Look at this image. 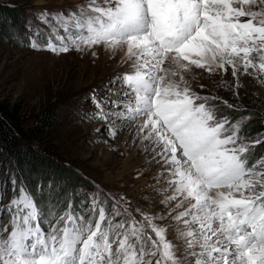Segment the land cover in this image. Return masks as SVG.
Returning a JSON list of instances; mask_svg holds the SVG:
<instances>
[{
	"label": "snow or ice",
	"instance_id": "6c2138e0",
	"mask_svg": "<svg viewBox=\"0 0 264 264\" xmlns=\"http://www.w3.org/2000/svg\"><path fill=\"white\" fill-rule=\"evenodd\" d=\"M41 19L52 52L103 45L124 53L131 71L115 78L122 87L112 93L121 99L94 101L97 111L85 115L111 118L109 135L134 130L160 165L172 224L99 189L60 211L21 185L0 204V264H264V155L253 159L264 134L249 138L248 117L218 108L235 105L192 87L195 70L220 76L217 87L238 89V73L264 84V0H84ZM229 68L235 84L223 79Z\"/></svg>",
	"mask_w": 264,
	"mask_h": 264
},
{
	"label": "rangeland",
	"instance_id": "374dc122",
	"mask_svg": "<svg viewBox=\"0 0 264 264\" xmlns=\"http://www.w3.org/2000/svg\"><path fill=\"white\" fill-rule=\"evenodd\" d=\"M83 2L0 0V122L13 132L19 148L49 161L46 170L36 169L35 173L29 172L27 166L6 162L0 157V184L7 181V195L0 204L8 205L23 185L38 204L41 196L46 205L59 204V210L63 211L70 200L75 207L87 199V194L99 189L102 198L108 193L123 197L131 209L139 208L155 217H164L155 222L171 225L168 210L173 205L162 203L169 193H146L155 185L165 183L164 178L141 188L138 177L124 166L127 160L135 167L150 163L152 171L161 172L160 165L134 141V130L109 135L105 125L112 123L111 118L104 120L85 115L97 111L94 101H99L103 107L108 100L121 99L112 93L122 87L115 78L131 71L118 57L123 52H109L103 45L81 51L71 49L67 53L43 47L48 42L50 26L41 19V14H67ZM32 41L41 47H32ZM195 74L194 91L202 95L215 94L235 105V109L223 104L218 108L232 120L248 117L242 131L249 138L264 134V130L256 132L249 126L254 118L264 122V84L258 82V77L238 73L240 87L234 90L217 87L220 76L210 77L202 70H195ZM223 79L228 84L236 83L230 68ZM200 84L205 88L201 89ZM263 148L264 143L255 147L253 159L264 155ZM10 177L16 181L15 190ZM136 215L139 219V214ZM2 219L7 224L11 213ZM167 238L176 241L174 228L169 227Z\"/></svg>",
	"mask_w": 264,
	"mask_h": 264
},
{
	"label": "trees",
	"instance_id": "16d2710c",
	"mask_svg": "<svg viewBox=\"0 0 264 264\" xmlns=\"http://www.w3.org/2000/svg\"><path fill=\"white\" fill-rule=\"evenodd\" d=\"M253 120L249 124L251 129L256 130V132L264 130V122L260 118H254ZM0 157L6 162L14 161L21 166H27L29 172L35 171L36 173V169L42 172L49 166L47 159L19 148L14 140L13 132L4 122H0ZM38 202L46 205V201L41 196H39Z\"/></svg>",
	"mask_w": 264,
	"mask_h": 264
},
{
	"label": "bare ground",
	"instance_id": "6f19581e",
	"mask_svg": "<svg viewBox=\"0 0 264 264\" xmlns=\"http://www.w3.org/2000/svg\"><path fill=\"white\" fill-rule=\"evenodd\" d=\"M123 55L124 53H121L120 55L118 54V57L120 58V60H122ZM124 166L126 167V170L128 168H131L132 175L138 177V180L141 183L140 185L141 188L142 187L144 188L148 185H152L154 183L157 184L161 182V180L163 179V177L160 175L161 173L160 171L151 170L152 165L150 163H142L135 167L132 165L131 160H127ZM163 184L164 183H159L155 185L152 189L149 188L150 190L146 191L147 195L152 194V193L156 195L159 194V192L161 191H158V190L161 189Z\"/></svg>",
	"mask_w": 264,
	"mask_h": 264
}]
</instances>
